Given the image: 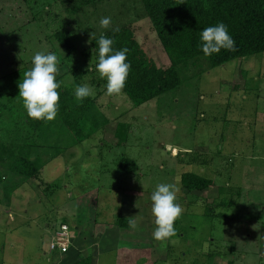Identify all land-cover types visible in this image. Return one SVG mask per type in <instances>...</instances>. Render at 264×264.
I'll list each match as a JSON object with an SVG mask.
<instances>
[{
	"label": "rangeland",
	"instance_id": "obj_1",
	"mask_svg": "<svg viewBox=\"0 0 264 264\" xmlns=\"http://www.w3.org/2000/svg\"><path fill=\"white\" fill-rule=\"evenodd\" d=\"M25 1L0 0V36L19 57L20 70L31 69L36 52L54 53L60 60L57 79L72 76L53 36L54 24H69L62 7H53L61 12L53 22L46 21L47 12L33 20ZM95 6L81 12L85 26L98 33L105 29L101 18L118 15L110 26L130 25L157 67L170 65L137 0ZM88 47L82 37L71 55L81 69L88 66ZM5 61L0 105L24 117L18 88L23 76ZM177 70L176 88L139 107L124 94L93 89L91 97L108 125L76 146L61 141V154L43 167L41 180H28L8 199L0 192V264H66L73 251L89 255L91 264H264V52L216 67L199 57ZM23 117L0 113V141L14 138ZM118 124L126 125L128 134L117 147ZM121 157L132 159L136 170L123 175ZM187 172L212 185L185 194L180 176ZM158 183L177 185L184 210L174 223L177 235L163 241L153 238L151 194ZM48 184L58 189L45 192ZM135 216L136 229L115 224ZM62 226L69 255L50 254Z\"/></svg>",
	"mask_w": 264,
	"mask_h": 264
},
{
	"label": "trees",
	"instance_id": "obj_2",
	"mask_svg": "<svg viewBox=\"0 0 264 264\" xmlns=\"http://www.w3.org/2000/svg\"><path fill=\"white\" fill-rule=\"evenodd\" d=\"M108 1H25L33 20L47 12L49 16L45 17L46 21L53 22V19L56 20L61 14L60 11H54L53 7L56 5L62 7L66 17L63 21L69 24H54L53 36L63 48L65 52L63 61L70 67L69 71L75 79L72 85H62L58 89L59 112L56 119L51 122L30 119L27 113L23 117L21 113H12V108L0 105V113L8 111L11 118L15 115L24 118L20 123L21 127L14 131L15 136L12 140L0 141V192L3 198L8 199L28 180H41L43 167L61 154L62 148L59 146L61 141H64V146H76L108 125V119L97 109L91 96L79 102L74 94V88L85 82L94 90L102 86L106 88V79L101 78L99 72L95 70L98 63V40L101 35L114 40V50L129 49L126 62L131 64V70L122 94L134 107H139L176 88L180 84L177 68L181 64L205 57L210 67H216L264 52V0H137L170 61V65L165 69L158 68L147 55L136 40L130 25L110 26L98 33L94 32L92 27L85 26L87 24L80 18L81 12L90 6L95 8L99 2ZM111 17L112 20H116L118 15L113 17L111 14ZM221 22L227 26L229 34L235 40L236 50L222 49L218 54L205 56L200 32ZM45 24L49 28L50 25ZM114 29L119 31L114 32ZM82 37L89 43L88 50L84 52L87 56L84 62L88 61L85 69L76 66L71 59L77 40ZM5 59L7 67L24 75L25 72L19 67V57L12 51L4 36H0V62H6ZM89 66L91 71H87ZM89 76L91 78L88 82L85 77ZM59 81L61 79H57V82ZM127 134L128 127L118 124L115 130L117 147L126 142ZM118 164L123 175H129L136 170V163L127 157H121ZM180 183L185 194L201 192L212 185L210 179L189 172L180 176ZM53 188L58 189V185L48 184L44 191ZM221 205L226 204L222 201ZM220 215L225 216L223 213ZM115 224L121 229H129L127 220L123 218H117ZM72 255L66 264H91L89 255H78L74 251Z\"/></svg>",
	"mask_w": 264,
	"mask_h": 264
},
{
	"label": "clouds",
	"instance_id": "obj_3",
	"mask_svg": "<svg viewBox=\"0 0 264 264\" xmlns=\"http://www.w3.org/2000/svg\"><path fill=\"white\" fill-rule=\"evenodd\" d=\"M110 24V17L101 18V27L106 29ZM118 31L119 29H114V32ZM200 39L205 56L218 54L222 49L236 50V42L222 22L204 28L200 32ZM113 44V39L101 35L98 40V63L95 68L101 78L107 81L106 94L108 96L122 94L131 70V64L126 62L129 49L114 50ZM31 63L33 66L24 73L18 84L19 98L23 101V107L30 119L51 122L56 119L59 112L60 92L58 89L62 85L71 84L75 77L68 76L57 82L60 60L54 53L36 52ZM91 70L89 66L87 71ZM74 94L75 99L82 102L85 98L94 95V91L88 85H78L75 87ZM178 192L179 188L174 183H158L151 194V211L156 225L153 238L157 241L177 235L174 223L184 211L177 202ZM113 194L116 196L115 193ZM219 211L220 209H217V212ZM136 217L127 219L129 228L138 227ZM204 247L207 250V244Z\"/></svg>",
	"mask_w": 264,
	"mask_h": 264
},
{
	"label": "built area",
	"instance_id": "obj_4",
	"mask_svg": "<svg viewBox=\"0 0 264 264\" xmlns=\"http://www.w3.org/2000/svg\"><path fill=\"white\" fill-rule=\"evenodd\" d=\"M66 229L67 227L62 226L61 228L62 231L59 230V232H57L58 237L56 238V240L51 241V243L49 244L50 253L59 252L60 254H64L67 252L69 242L67 239L63 240V238L60 236L66 232ZM63 241H66L67 244H64Z\"/></svg>",
	"mask_w": 264,
	"mask_h": 264
},
{
	"label": "crops",
	"instance_id": "obj_5",
	"mask_svg": "<svg viewBox=\"0 0 264 264\" xmlns=\"http://www.w3.org/2000/svg\"><path fill=\"white\" fill-rule=\"evenodd\" d=\"M75 254H76V252H75ZM72 256H74V254H73ZM82 256H83V255H82Z\"/></svg>",
	"mask_w": 264,
	"mask_h": 264
}]
</instances>
